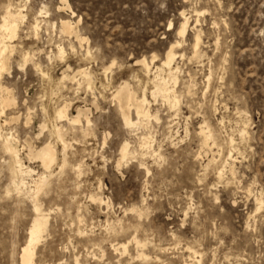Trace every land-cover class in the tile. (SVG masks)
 Masks as SVG:
<instances>
[{"label":"rangeland","instance_id":"1","mask_svg":"<svg viewBox=\"0 0 264 264\" xmlns=\"http://www.w3.org/2000/svg\"><path fill=\"white\" fill-rule=\"evenodd\" d=\"M10 3L25 19L0 78V264H21L35 219L10 181V135L33 170L29 189L46 172L37 152L52 145L58 156L40 196L49 230L35 264H192L188 247L202 264H264V0H0V25ZM183 13L191 25L181 38ZM177 42L178 115L152 96ZM61 50L71 53L63 62ZM126 85L135 99L146 93L158 121L125 126L115 96ZM64 107L81 118L75 129L57 121ZM87 119L93 131L82 137ZM205 124L214 132L207 144ZM56 126L71 144L62 171ZM125 143L137 159L123 162ZM138 241L148 244L147 262L136 259Z\"/></svg>","mask_w":264,"mask_h":264},{"label":"bare ground","instance_id":"2","mask_svg":"<svg viewBox=\"0 0 264 264\" xmlns=\"http://www.w3.org/2000/svg\"><path fill=\"white\" fill-rule=\"evenodd\" d=\"M202 14H204L203 11L202 12L201 11H195V15L198 17V20H199V17L202 16ZM181 17L183 19V24H182V27L180 29L179 36L181 38H184L188 29L190 28V25H191L190 20L191 19L188 18L185 13H183ZM24 19H25V16L23 14L22 9H20L19 7H15L12 3H10L7 6L5 14L2 18V25H0V30H1V32H0V78L3 74V72L7 70L9 60H10V56L15 51V46H13L12 43L18 37L19 31H20V28H21V25H22ZM63 27L66 30V33H69V34L73 33L74 34V32H73L74 29L72 27L71 22H67V21L63 22ZM181 32H183V35H181ZM177 43L178 44L176 46H172L171 50L169 51L168 56H167V60L164 61L163 67H159L161 65H157L159 68H157L156 74L154 75V78L157 74L158 75L156 77V80H154V90L152 91V96L155 97L154 99H156V98L161 99L162 98L164 100V102L167 104V107H169L172 112L174 111V113L175 112L178 113L180 111V103H181L180 96L178 95L177 90H176L178 80H179V75L181 73V68L176 64V62H177L176 60L178 58H180L182 55H180V57H178L177 52H175V50L178 49L180 42H177ZM200 46H201V38L198 35L196 40H195V44H194V51H195L196 56H198L200 53ZM60 53H61V51H60ZM24 56H25V54H24ZM182 58H184V55ZM27 62H29V60ZM25 65H27V64H25ZM81 72H83V71H81ZM149 72H150V69L148 68V73ZM161 73H166V75L163 77ZM83 75L85 76L86 80L88 81L89 87L87 86V88L91 89L92 88V79H93L91 77L92 75L91 74H90L91 76L89 74L87 75V74H85V72L83 73ZM85 78L82 80H85ZM209 80H210V78H209ZM0 88H1V86H0ZM117 90L118 89H116V91ZM130 90H131V88H130ZM143 92H144V89H143ZM124 97L126 100L125 103L122 102ZM115 98L119 101L120 107L118 109L121 110V114H122L121 116L123 117V121H124L126 127L131 128V129H135V128L138 129V127L149 125L153 119H155L157 121L159 120V117L153 116L151 113V109H150L151 104L147 98L146 93L143 95V97L141 99H139V97H138V99H135L134 94L131 91H129V89L127 88V85H126L124 88H122L120 91L117 92ZM134 100L136 102V108L134 111L136 112V119H137V120L135 119V121L131 117V110H132L131 108L133 107ZM4 104H5V102L3 101L2 102L3 107L0 106V118L4 114ZM66 109H67V107H64L63 109L58 110L56 113V119H57V121H60V122H63V121L67 122L70 128L75 129V127L77 125H80L81 118L80 117H69ZM60 113L63 114V117H64L63 119H59L58 114H60ZM176 115H178V114H176ZM90 127H91V121L89 119H87L86 127L82 126L81 128H79L80 132L82 133V135H81L82 137H87L89 135V131H91V132L93 131V130H90L91 129ZM54 129H55L54 133L56 134L58 140L63 145L62 150H64L63 151V164L61 166V171H62L68 165V159H67L68 158V150L71 147V144L67 142V138H66L67 130L64 128V126H56ZM79 129H78V131H79ZM213 133H212V130H211L209 124H205V126L202 127L201 134H202V138H203L205 144H207L208 141L210 142V140L213 139V137H214ZM241 133H242V131H241ZM144 136L139 138V140L142 144V147L144 149H146L149 152V154L153 152L155 154L154 156H157L158 154L153 149V145H152L153 142H151V139H149L148 137H144ZM11 137L12 136L10 135V138H7V139L4 138L6 141L4 143V150L2 149L4 152H6V154L10 155V158L13 161V164H12L13 166H10V169H8L9 171L11 170V176L9 175L11 177L10 181H12L11 184H13V186L16 188L19 195L27 196L30 199V202L32 203L33 209L35 212V219L32 223L30 233H29V242H28L27 246H25L23 248V251H22L21 264H35L37 247L40 244V242L42 241V239L44 238V236L48 233V230H49V215H47L42 209V205L40 203V196L49 188L51 179L53 177L52 169L58 162V156H57L56 149L52 145H48L45 148H43L42 150L37 152V158L41 160V162L43 164L42 168L45 169L46 172L43 175L41 174V176L39 178H37V180H35V182L33 181L35 184L34 188L29 189L28 188L29 186H27L26 178L30 177L33 174V170H31L30 168L25 166L22 159L20 158L18 149L15 147V144H13L14 142H12V140H11ZM245 137H246V134H245ZM242 140L244 141V137ZM231 141H233V139ZM211 142H213V141H211ZM2 144H1V146L3 147ZM215 144H217V143H215ZM229 145H231V144L229 143ZM213 146H215V145H213ZM130 149H131L130 144L125 143V145L123 146V148L121 150L123 162H125L129 159L130 160L137 159V157H138L137 152L136 151L132 152ZM236 149L238 150V148L235 147V150ZM231 154H232V152H231ZM222 172L223 171L218 172L219 178H222ZM34 174H35V172H34ZM26 200H27V198H26ZM123 247H124V253L123 254H126L127 247L126 246H123ZM137 248H138V252H137V258L136 259L139 261H142V262L143 261L144 262L149 261L150 260L149 256L145 253V250L148 248V244L147 243H141L138 241L137 242ZM186 252L189 254V258L191 259L192 264H202L203 256L199 251H197L195 248L188 247L186 249ZM136 259H133V261H135Z\"/></svg>","mask_w":264,"mask_h":264},{"label":"snow or ice","instance_id":"3","mask_svg":"<svg viewBox=\"0 0 264 264\" xmlns=\"http://www.w3.org/2000/svg\"><path fill=\"white\" fill-rule=\"evenodd\" d=\"M41 15H43V12H41ZM181 35H183V32H181ZM66 56L70 58L71 53H65L63 50H61L60 55L58 57H56L55 59L57 61H59V62H63V60L65 59ZM28 59H29L28 57H25V61L26 62L28 61ZM111 67L112 68H115L116 67L115 62L112 63V66ZM41 75L44 76L45 74L44 73H41ZM45 79H47V76H45ZM58 117H59V119H63L64 118L62 113L58 114Z\"/></svg>","mask_w":264,"mask_h":264}]
</instances>
